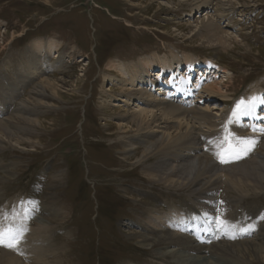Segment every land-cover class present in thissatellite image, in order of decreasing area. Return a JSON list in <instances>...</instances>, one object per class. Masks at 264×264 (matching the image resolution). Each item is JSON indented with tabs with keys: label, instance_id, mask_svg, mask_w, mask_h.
Returning a JSON list of instances; mask_svg holds the SVG:
<instances>
[{
	"label": "rangeland",
	"instance_id": "1",
	"mask_svg": "<svg viewBox=\"0 0 264 264\" xmlns=\"http://www.w3.org/2000/svg\"><path fill=\"white\" fill-rule=\"evenodd\" d=\"M208 1L207 10L196 14L202 0H0V95L1 89L19 85L20 69L28 63L46 70L37 77L23 75L27 88L10 109L3 101L5 92L0 98L12 127L6 134L10 144L0 147V225L26 226L32 236L39 217L49 221L51 244L44 250L50 264H177L157 231L152 248H142L133 235L146 234L144 221L155 209L187 213L188 219L203 214L190 187L154 184L143 175V165L121 155V116L144 105L133 97L128 107L110 106L113 95L127 99L108 78L110 64L143 63L141 68L148 69L163 64L174 79L170 72L159 77L156 67L153 82L147 77L150 93L158 94L155 87L163 83L180 89L185 85L188 94L175 91L173 105L189 115L197 109L216 115L213 120L220 127L234 121L233 132L243 137L264 138V132H256L264 127V0ZM209 20L216 25L211 35L203 28ZM45 79L59 85L57 95L49 89L41 92ZM211 87L217 93L209 97L205 90ZM21 102L33 106L29 104L36 116L31 119L38 117L41 126L25 111L15 114ZM251 102L257 105L251 113L254 121L244 127L233 115ZM189 128L209 132L194 123ZM126 132L135 133L131 128ZM176 134L172 130L170 138ZM251 154L235 165L249 162ZM127 158L136 162L134 156ZM160 158L154 156L152 164ZM241 191L226 193L222 187L215 194L218 220L214 236L203 245L214 262L264 264V184ZM20 239L9 242L0 236V249L14 253ZM245 243L250 249L243 257L222 253ZM22 253L24 264L38 259Z\"/></svg>",
	"mask_w": 264,
	"mask_h": 264
},
{
	"label": "bare ground",
	"instance_id": "2",
	"mask_svg": "<svg viewBox=\"0 0 264 264\" xmlns=\"http://www.w3.org/2000/svg\"><path fill=\"white\" fill-rule=\"evenodd\" d=\"M194 1L198 2V0H193V2ZM202 1L204 5L195 8L196 10L194 12L196 14H199L202 10H207L205 6L210 4L208 0ZM168 8H171L169 4ZM214 23V21L210 22L209 20L203 27L205 28V31L210 32V35L211 33L216 32V25ZM39 44L40 43H38L36 49L40 52L41 46ZM56 48V45L52 43L51 53H54ZM124 64L125 63L122 61L110 64V71L107 72V75L110 82L114 83L115 86L122 87V94L126 95L127 99L122 97L117 98L113 95L111 97L115 101H110V106L117 108L124 106L128 107L130 103L128 100L133 97H135L137 101L143 102L142 105L144 106L141 107V104L135 106L136 111L127 109V113L121 116L123 122L121 121L122 125L119 124L120 131H122L121 134L123 135L120 136L119 141H117L119 145L124 148L123 150H120L121 155L125 158L126 162L133 163V165L137 166L143 165V175L154 184H161L169 188L178 189H188V187H190V196L193 198L194 205L197 206L199 212L200 210L201 212L203 211V214L200 213V216L191 215L190 219H188V217H185V214L187 213L176 210L166 212L164 210L155 209V211L153 210L149 213L148 219L144 221V230L148 229L146 234L139 235V233H135L133 236L136 237L138 244L142 248H152L153 243L156 242L157 237L155 236V233L157 231V235L158 233L161 235L160 240L169 245V247L165 249L166 254L169 256L176 255V258L178 259L177 264H224L225 262L219 263L210 260L213 257L212 251L209 250L208 246L203 245L204 242L211 239L210 237L214 236V230L212 228L218 220L216 209L219 205L215 199V194H217L222 187L225 188V192L227 193L228 190L231 189L234 191L236 190L237 192L241 190H250L252 188L257 189L264 184V138L262 139L257 136L243 137L233 132L231 126H235L234 121H231L230 124L221 122L223 126L220 127L219 125H216L217 123H214L213 119L216 115L211 116L207 111H200L198 109L192 110V112L190 111L191 113L189 115V110L181 106L173 105L172 103L174 101L171 102V97H176V94L174 93L175 91L185 95L188 94L187 90H184L185 85L180 89V87H176V85L172 86V83H163L155 87H158V94L150 93L146 87L149 82L147 77H149L150 82H153L151 81V74L152 72L158 71H154V69H157L159 65L157 67L155 64H150L148 69L144 67L141 68L143 63L141 65L130 63L127 65L125 64L127 68L128 65L130 66L129 69H125ZM38 67V63H28L24 68L20 69L19 74L22 75L19 77V85H15V88L11 89H1L0 98H2V94L5 92L3 101L9 109L11 107L10 104L15 102L21 96L25 88H27L28 82L24 83L23 75L25 76L27 74V77H37L44 74L42 72L46 71ZM49 67L57 69L59 66L51 67L49 65ZM159 68V71L161 72L159 77H164L170 72L169 75L174 79V72L171 68H169L170 70L165 69L163 64H161ZM111 72L115 73L112 74ZM116 73H118V75H116ZM120 75L122 79L119 78ZM20 83L23 84L21 89L19 87ZM39 86L42 89L41 92L46 89H49L51 92L55 93V95L59 92V85L53 80H42ZM41 92L39 93V97H41L43 93H46V91L43 93ZM205 93L210 97V94L214 93V96L217 92L214 87H211V89L205 90ZM44 98L41 97L40 100L42 101ZM30 100L29 102L31 103ZM251 103L252 104L247 105L242 110L241 114L233 115V118L236 121H239L244 127L247 126V124L250 125V123H247L248 121H254L253 114L251 113L255 111L257 105L255 104L256 102ZM22 104L23 103L21 102L20 108L19 110H16L15 114L25 111L32 123L35 122L37 125L41 126V120L36 119L38 117L35 118V121L31 119L36 116L34 113L35 109L32 108L33 106L31 104L32 107L29 104V106ZM41 105L43 104L41 103ZM2 111L0 108V147L5 146L6 142L10 144L11 137L9 138L6 134H8L10 128H12L7 118L2 114ZM249 114L251 118H249ZM8 119L11 120V117ZM188 121L190 122L188 123ZM25 123L27 124V122ZM185 123H187L186 126H184ZM192 123L198 127L203 126L206 130H209L208 134H201L204 133L202 130L201 132L198 131V133H196V130L200 129H190L189 124ZM127 128L133 129L135 133L130 132V134L126 132ZM172 130L177 134L175 137L172 136V138H170V132ZM235 130L236 128L234 131ZM256 132H264V127L256 129ZM258 142H261V145ZM250 154L254 156L249 162L235 165V163L241 158L249 157ZM156 155H160L161 158L156 163L152 164L151 159ZM128 156H134L136 162H132L131 159L127 158ZM225 165L226 167H224ZM47 215L50 214L47 213ZM48 217L50 218V216ZM43 219L40 217L37 219L38 226L31 231L32 236H28V233L26 232L28 231V228L26 229V226L22 227L19 224H13V226L6 224L0 225V236L2 238L9 240V242L20 238L19 242L22 241V243L19 244L18 249H16V252H14L15 254L0 249V263L24 264V260L22 261V258L24 257L22 256L21 258L18 254L25 252L27 255L33 254V256H37L38 258H33L29 264H36L37 262H39L38 264H50L48 259L50 256L44 248L51 244V240L48 236L51 226L47 224L49 221L47 222ZM207 224L208 226L206 227ZM224 235H226V233H224ZM246 244L248 243L240 244L243 247L242 249L239 248L237 251H233L231 247L224 248L222 253L236 257L242 255L243 257L250 249ZM230 251L231 253H229ZM262 251L263 250L260 249L261 254H263ZM35 261L37 262L35 263ZM234 262L235 261H233V264Z\"/></svg>",
	"mask_w": 264,
	"mask_h": 264
}]
</instances>
